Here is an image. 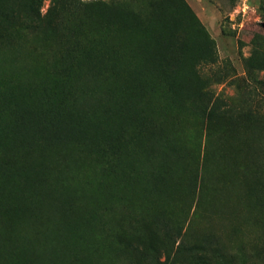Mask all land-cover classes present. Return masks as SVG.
I'll list each match as a JSON object with an SVG mask.
<instances>
[{
  "label": "rangeland",
  "instance_id": "obj_1",
  "mask_svg": "<svg viewBox=\"0 0 264 264\" xmlns=\"http://www.w3.org/2000/svg\"><path fill=\"white\" fill-rule=\"evenodd\" d=\"M0 264H264V0H0Z\"/></svg>",
  "mask_w": 264,
  "mask_h": 264
}]
</instances>
